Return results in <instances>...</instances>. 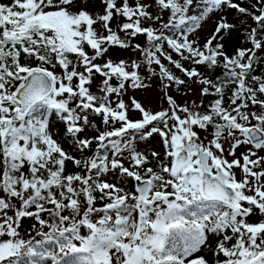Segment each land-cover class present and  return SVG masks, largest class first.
<instances>
[{"label": "snow or ice", "instance_id": "obj_1", "mask_svg": "<svg viewBox=\"0 0 264 264\" xmlns=\"http://www.w3.org/2000/svg\"><path fill=\"white\" fill-rule=\"evenodd\" d=\"M0 264H264V0H0Z\"/></svg>", "mask_w": 264, "mask_h": 264}, {"label": "rangeland", "instance_id": "obj_2", "mask_svg": "<svg viewBox=\"0 0 264 264\" xmlns=\"http://www.w3.org/2000/svg\"><path fill=\"white\" fill-rule=\"evenodd\" d=\"M230 19H231V16H230ZM211 28H212V24L211 23H208V24H206L205 26H204V30L207 32V31H210L211 30ZM228 44H232V45H234V42L232 41V40H228L227 41V47H228Z\"/></svg>", "mask_w": 264, "mask_h": 264}, {"label": "trees", "instance_id": "obj_3", "mask_svg": "<svg viewBox=\"0 0 264 264\" xmlns=\"http://www.w3.org/2000/svg\"><path fill=\"white\" fill-rule=\"evenodd\" d=\"M236 2H240V0H236ZM242 6H245L244 4H242ZM236 15V13L235 12H233L232 14H231V16H235ZM236 23L239 25V19H237L236 20ZM243 26H241V28H242ZM232 47H234V45H232V44H228V48H232Z\"/></svg>", "mask_w": 264, "mask_h": 264}]
</instances>
